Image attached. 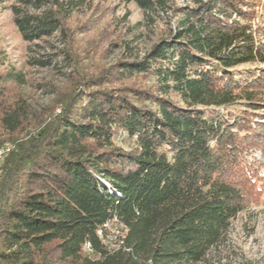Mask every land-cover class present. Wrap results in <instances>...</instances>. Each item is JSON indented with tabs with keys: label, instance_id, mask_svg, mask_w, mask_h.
Instances as JSON below:
<instances>
[{
	"label": "trees",
	"instance_id": "16d2710c",
	"mask_svg": "<svg viewBox=\"0 0 264 264\" xmlns=\"http://www.w3.org/2000/svg\"><path fill=\"white\" fill-rule=\"evenodd\" d=\"M119 1L166 32L97 74L59 0L11 8L32 53L60 43L29 64L66 86L34 110L23 74L0 77V264H205L245 208L239 180L261 181L264 69L241 67L264 63V0ZM111 223L125 231L115 247Z\"/></svg>",
	"mask_w": 264,
	"mask_h": 264
},
{
	"label": "rangeland",
	"instance_id": "374dc122",
	"mask_svg": "<svg viewBox=\"0 0 264 264\" xmlns=\"http://www.w3.org/2000/svg\"><path fill=\"white\" fill-rule=\"evenodd\" d=\"M30 1L0 0V77L9 73L23 74L26 83L18 87L16 93L22 95L32 109L41 110L52 103L55 97L52 94L53 88H65L66 82L63 75L54 69L29 64L33 57L48 58L54 48L60 45L51 39L48 43H41L47 49L32 53L23 42L15 28L11 8H26ZM244 2L251 3L253 0ZM59 3L70 14L67 27L73 38V53L92 74H97L99 68L117 64L124 54L142 58L166 32L167 19L151 23L133 3L124 4L119 0H59ZM180 4L183 5L182 1ZM263 4L261 2L262 7L256 8L255 12L258 10V13H263ZM248 9L252 11L251 8H243ZM241 68L264 69V63L244 65ZM260 94L264 95V89ZM260 103L264 104V96ZM253 120L264 122L263 117L255 116ZM114 144L117 148L128 150L132 142L124 133L119 132ZM253 158L261 164V181L252 190L246 181L239 180L245 196V208L232 221L227 240L210 254L205 264H264V156L256 150L250 156V159ZM107 230L111 235L109 241L115 247L125 231L113 223Z\"/></svg>",
	"mask_w": 264,
	"mask_h": 264
},
{
	"label": "bare ground",
	"instance_id": "6f19581e",
	"mask_svg": "<svg viewBox=\"0 0 264 264\" xmlns=\"http://www.w3.org/2000/svg\"><path fill=\"white\" fill-rule=\"evenodd\" d=\"M7 151H8V149L5 148V147L0 148V176H1V174H2V169H1L2 161H3L4 157H5L6 154H7ZM109 225H110V224H107V225H105V227L107 228V227H109Z\"/></svg>",
	"mask_w": 264,
	"mask_h": 264
}]
</instances>
